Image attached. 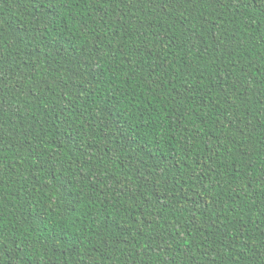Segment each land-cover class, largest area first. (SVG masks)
Masks as SVG:
<instances>
[{"label":"trees","instance_id":"trees-1","mask_svg":"<svg viewBox=\"0 0 264 264\" xmlns=\"http://www.w3.org/2000/svg\"><path fill=\"white\" fill-rule=\"evenodd\" d=\"M0 264H264V0H0Z\"/></svg>","mask_w":264,"mask_h":264}]
</instances>
